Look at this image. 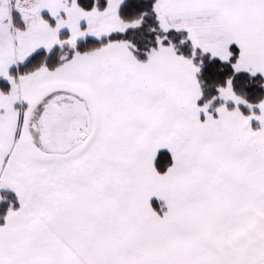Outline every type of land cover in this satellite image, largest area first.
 <instances>
[{
    "label": "crops",
    "instance_id": "obj_1",
    "mask_svg": "<svg viewBox=\"0 0 264 264\" xmlns=\"http://www.w3.org/2000/svg\"><path fill=\"white\" fill-rule=\"evenodd\" d=\"M124 2L85 11L76 0H13L25 14L18 28L0 0V80L10 87L0 88V135L17 120V108L5 116L6 96L32 127L12 154L0 151V203L3 192L19 200L0 225V264H262L264 100L251 115L233 103L214 117L199 106L197 66L171 47L146 62L123 42L74 51L137 26L120 18ZM33 5L37 15L24 12ZM155 11L163 30L186 31L213 57L229 59L235 45V69L264 78V0H156ZM57 47L74 51L58 68L11 74ZM77 106L86 137L69 147ZM53 139L61 149L46 145ZM161 150L173 158L164 174Z\"/></svg>",
    "mask_w": 264,
    "mask_h": 264
},
{
    "label": "trees",
    "instance_id": "obj_2",
    "mask_svg": "<svg viewBox=\"0 0 264 264\" xmlns=\"http://www.w3.org/2000/svg\"><path fill=\"white\" fill-rule=\"evenodd\" d=\"M76 3L85 11L95 9L103 11L107 7L108 0H76ZM155 4L156 0H125L119 11L120 18L125 23H138V25L101 40L88 39L79 42L74 51L95 52L111 42H123L129 46L133 55L139 61L146 62L160 46L171 47L179 55L192 60L198 68L197 78L201 88L199 106L209 103V112L214 117L218 116V110L223 106L229 110L234 109L236 107L234 104L226 103L220 98L221 90L230 83L233 92L246 103L238 106L240 111L245 115L254 113L255 110L252 107L264 100V78L252 70L237 71L235 69L240 55L237 47L235 45L230 47L231 56L227 61L195 48L190 42L186 31H165L161 28L155 11ZM24 15L19 7L14 11L12 19L15 27H24ZM42 15L51 25L55 24L49 13H43ZM74 51L66 47H57L50 52L40 51L26 63L14 67L11 74L18 78L41 67L54 70L70 58ZM0 88L3 93H8L9 83L0 80ZM172 165L173 158L170 152L161 150L156 154L154 166L158 174L166 173ZM151 204L156 211L161 213L159 203L152 200ZM18 206L19 200L15 194L11 192L2 193L0 225L4 224L9 210L16 209Z\"/></svg>",
    "mask_w": 264,
    "mask_h": 264
},
{
    "label": "rangeland",
    "instance_id": "obj_3",
    "mask_svg": "<svg viewBox=\"0 0 264 264\" xmlns=\"http://www.w3.org/2000/svg\"><path fill=\"white\" fill-rule=\"evenodd\" d=\"M60 1L61 0H49V2H52V3H57ZM223 60L227 61L228 59L226 58ZM220 98L223 101H225L226 103H232V104L234 103L237 105L240 103L245 104L243 99L241 97L237 96L233 92L232 86L230 83L225 88H223L221 90ZM15 104H16L15 103V95L5 97V108H4L5 116L8 117L9 111L17 108V120L13 124L10 123L9 126L7 124L5 137H2V135H0V151L1 152L10 151L11 154L16 149V147L21 144L22 137H23V131L27 130L30 136L32 133V127L30 125L27 127V125L25 124V118L23 116H25L26 112L24 113L22 111L23 108H21L19 105H15ZM209 106L210 105L208 103V104H205L201 108L203 113H206L208 111ZM21 112H23V113H21ZM34 112H35V109L33 108V110L31 111V116H33ZM44 134H46L47 137L52 136L50 129H45ZM46 143H47L46 145L55 146L56 149H58V150L62 148V145L60 142H53V141L49 142V141H47ZM262 254H263V256H262L261 261H262V264H264V250L262 251Z\"/></svg>",
    "mask_w": 264,
    "mask_h": 264
},
{
    "label": "water",
    "instance_id": "obj_4",
    "mask_svg": "<svg viewBox=\"0 0 264 264\" xmlns=\"http://www.w3.org/2000/svg\"><path fill=\"white\" fill-rule=\"evenodd\" d=\"M41 10V7L39 5H33L32 7L25 10V13L30 15H37L39 11ZM67 137L71 140H80L84 139L86 137V131L84 130V127L80 126L78 127L75 122H73L67 131ZM77 140V141H78Z\"/></svg>",
    "mask_w": 264,
    "mask_h": 264
},
{
    "label": "flooded vegetation",
    "instance_id": "obj_5",
    "mask_svg": "<svg viewBox=\"0 0 264 264\" xmlns=\"http://www.w3.org/2000/svg\"><path fill=\"white\" fill-rule=\"evenodd\" d=\"M70 113L73 114V116L75 117L73 122H75L76 125H77L78 127L82 126V127L85 128L86 125H85V123L82 121L83 118H84V116H85V114H84V112H82V109H81L79 106H77V107H73V108L70 110ZM71 124H72V123H71ZM71 124H70V125H71ZM41 125L44 126V127L40 128V131L44 130V128H45V126H46L44 123H41ZM70 125H69V127H70ZM67 131H68V130H67ZM67 131L65 132V135H64V137H63V139H62V142L65 143V144H67L69 147H71V146H73V145L75 144V141H76V140L73 141V140H71L70 138H68V137H67ZM40 139H41V136H40ZM42 139H43V138H42ZM77 140H78V139H77ZM53 141L55 142L56 140L53 139Z\"/></svg>",
    "mask_w": 264,
    "mask_h": 264
},
{
    "label": "built area",
    "instance_id": "obj_6",
    "mask_svg": "<svg viewBox=\"0 0 264 264\" xmlns=\"http://www.w3.org/2000/svg\"><path fill=\"white\" fill-rule=\"evenodd\" d=\"M9 9H10V16H11V19H12V15L14 13L15 10H17V8H15V6L13 5L12 1L9 0ZM0 10H1V4H0ZM28 20V19H27ZM33 22V19H29L27 22H26V26L29 27L30 24H32Z\"/></svg>",
    "mask_w": 264,
    "mask_h": 264
}]
</instances>
